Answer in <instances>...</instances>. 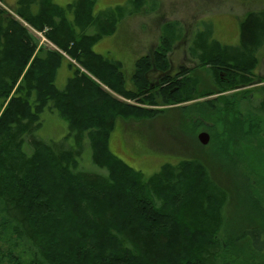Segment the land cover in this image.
I'll use <instances>...</instances> for the list:
<instances>
[{"label": "trees", "instance_id": "obj_1", "mask_svg": "<svg viewBox=\"0 0 264 264\" xmlns=\"http://www.w3.org/2000/svg\"><path fill=\"white\" fill-rule=\"evenodd\" d=\"M129 2L95 14V0H18L17 17L0 5V264H264V84L235 91L255 81L264 9L246 13L236 45L203 23L187 49L198 66L175 74L169 54L185 27L166 22L128 87L121 64L93 46L145 0ZM27 24L56 48L39 46ZM64 63L73 75L59 88ZM158 98L192 102L180 111L212 136V173L194 157L146 179L111 151L117 117H153ZM46 110L67 121L73 147L39 138ZM84 146L104 172L80 169Z\"/></svg>", "mask_w": 264, "mask_h": 264}, {"label": "rangeland", "instance_id": "obj_2", "mask_svg": "<svg viewBox=\"0 0 264 264\" xmlns=\"http://www.w3.org/2000/svg\"><path fill=\"white\" fill-rule=\"evenodd\" d=\"M61 6H66L74 0H54ZM130 0H95V14L113 10L116 6L125 5L130 8ZM18 0H3L0 5L5 6L11 13L12 7ZM38 5L35 6V8ZM264 9V0H145L140 11L126 16L118 22L117 29L111 35L98 40L93 48L97 53L107 55L121 64V70H126L125 77L131 79L135 71V64L141 57L147 56L151 60L160 42L163 25L171 20H178L185 27V36L178 41L169 54L171 74L177 73L180 68L195 69L198 64L188 54V45L193 34L203 27V23H211L215 37L226 45H236L239 42L240 22L250 10ZM25 23V22H24ZM26 25V23H25ZM30 34L39 46L51 49L52 45L43 35L27 24ZM123 63L125 66H123ZM73 75L66 63L59 69L57 86L64 88L68 79ZM163 74L151 72L149 80L151 86L159 85ZM200 75V74H199ZM203 77H210L208 73L201 72ZM211 80V79H210ZM264 84V47L259 53V64L255 69L254 83L243 89H237L238 94L255 91ZM116 98L131 104L134 99H126L109 90ZM213 88L212 81L203 88ZM156 88V87H153ZM235 91H231V94ZM158 98L157 109L161 112L153 117H117L114 127L109 135V147L121 160L134 169L141 171L145 178L152 177L159 172L166 163L177 164L181 160L200 158L209 166L211 163L207 155L212 150V136L203 125L193 126L190 118L184 117L180 108L188 103L176 105H161ZM41 124L36 132L39 138L58 146H74L76 140L69 134V125L57 110H46L41 117ZM202 132L209 134V140L203 144L199 135ZM69 134V135H68ZM217 141V140H215ZM65 148H67L65 146ZM79 151L80 169L84 172H104L92 159L89 146ZM229 184V183H226Z\"/></svg>", "mask_w": 264, "mask_h": 264}, {"label": "water", "instance_id": "obj_3", "mask_svg": "<svg viewBox=\"0 0 264 264\" xmlns=\"http://www.w3.org/2000/svg\"><path fill=\"white\" fill-rule=\"evenodd\" d=\"M199 139L203 144H206L209 140V134L207 132H202L199 135Z\"/></svg>", "mask_w": 264, "mask_h": 264}, {"label": "crops", "instance_id": "obj_4", "mask_svg": "<svg viewBox=\"0 0 264 264\" xmlns=\"http://www.w3.org/2000/svg\"><path fill=\"white\" fill-rule=\"evenodd\" d=\"M106 56H107V55H106ZM108 57H109V56H108ZM116 61H117V60H116ZM123 66H125L124 63H123ZM124 72L126 73L125 67H124ZM126 75H127V73H126ZM126 83L128 84V87H131V86H132L131 79H127V78H126Z\"/></svg>", "mask_w": 264, "mask_h": 264}]
</instances>
